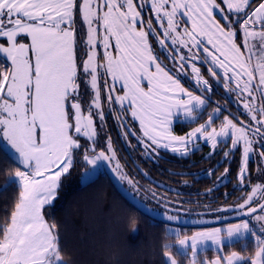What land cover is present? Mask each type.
Segmentation results:
<instances>
[{"label": "snow or ice", "instance_id": "snow-or-ice-1", "mask_svg": "<svg viewBox=\"0 0 264 264\" xmlns=\"http://www.w3.org/2000/svg\"><path fill=\"white\" fill-rule=\"evenodd\" d=\"M146 6L163 29L158 43L170 48L167 58L176 72L190 67L196 87L211 91L196 66L203 59L209 75L237 95L244 119L224 115L213 127L215 113L221 111L217 108L185 135L173 134V118L195 119L206 97L185 88L153 53L149 37L161 34L151 18L145 23ZM85 28L86 39L79 43L87 52L78 56L77 36ZM105 100L139 121L143 137L150 141H139L146 149L155 145L187 154L193 140L203 139L215 149L222 138H230L232 149L224 155L243 148L237 175L243 185L254 144H260L264 159V0L255 7L252 0H150L147 5L134 0H0V152L17 165L10 179L19 188L10 220L0 232V264H67L58 225L46 221L42 210L55 198L61 177L77 157L94 168L102 161L112 166L116 154L111 138L106 150H96L94 117L105 119ZM112 170L127 179L118 162ZM128 183L133 185L130 179ZM241 199L237 209L255 220L259 230L242 219L225 228L177 235L181 248L190 242V264H197L196 253L202 250L198 245L210 241L223 251L225 241L231 244L248 236L254 241L250 255L231 251L201 264H264V184L252 185ZM163 255L166 264H178L168 245Z\"/></svg>", "mask_w": 264, "mask_h": 264}, {"label": "trees", "instance_id": "trees-1", "mask_svg": "<svg viewBox=\"0 0 264 264\" xmlns=\"http://www.w3.org/2000/svg\"><path fill=\"white\" fill-rule=\"evenodd\" d=\"M83 98L90 103L87 96ZM209 101L203 112L208 107H214L216 100L212 98ZM104 104L105 119L101 121L98 116L94 117L98 132L96 150H106L111 138L116 154L111 167L117 162L120 164L121 174L127 179L121 180L120 174L114 173L140 204L156 213L174 217L177 213L197 211L219 212L221 215L235 213L234 205L249 188L242 186L237 179L239 149L232 150L225 157L224 153L230 150L228 143H220L215 149L204 143L179 156L154 146L155 150L148 155L139 142L141 137L137 123L121 112L120 105L108 106L106 100ZM119 112L123 114L126 126L116 118ZM233 116L245 118L244 113ZM201 119L203 113L194 122L177 123L173 130L176 133L185 132ZM77 161L72 172L66 175L68 182L76 178L74 186L69 189L66 186L59 193L57 205L45 213L50 223L58 225L65 261L69 264H166L163 250L168 245L178 264L190 263L191 256L176 247L177 235L191 234L200 227H179L177 234L168 233L167 223L143 214L117 191L101 163L94 176L81 183L80 171L87 164L84 165L80 157ZM260 161L259 154L250 161V176L245 181H255L252 175L256 165L259 166L256 162ZM16 166L0 152V232L10 220L19 195L18 185L10 179L11 170ZM225 168L229 169L227 175L224 174ZM129 179L135 187L128 183ZM231 251L248 256L254 251V241L247 237L225 244L223 251L207 249L198 252L196 260L201 264L206 259L224 256Z\"/></svg>", "mask_w": 264, "mask_h": 264}, {"label": "rangeland", "instance_id": "rangeland-1", "mask_svg": "<svg viewBox=\"0 0 264 264\" xmlns=\"http://www.w3.org/2000/svg\"><path fill=\"white\" fill-rule=\"evenodd\" d=\"M134 2L137 3V4H140L138 0H136V1L134 0ZM143 2L146 3V5L147 4H150V0H143ZM148 10H149L148 9V6H146L144 8V11H148ZM143 17H144L145 23L147 22V20L149 18H151L154 21V26L158 29V31L161 34L160 37H154V36H150L149 37V44H150V46H151V48L153 50V53L158 57L159 61L163 64V66H165L170 71L171 74H173L178 79H180L182 85L185 88L193 91V93L196 94V95H203L204 97H206V104L200 110H198V112L196 114V118H197L199 116L200 112L202 111V113H203V119H201L199 122H197L194 125H192V127L189 128V130H187L185 132H182V133H178V132L176 133V132H174L173 129H174V126L177 125V123L178 124H181V123H179L181 121L192 122L196 118L195 119H192V120L185 119L183 117H181V118H175L174 117L173 118L172 123H171V129H172L173 134L174 135H185L187 132H190L192 128L198 127L200 124L204 123L208 119L209 114H213L214 113V110L217 109L218 107H215V106L214 107H211V108L208 107V109L205 112H203V109L209 104L208 97H209V93H211V91L204 92V91H202V89L196 87L195 78L191 75V68L190 67L187 68L185 72H176V70H175V68L173 66L172 59L167 58L168 57V53L170 51V48H168V47H162L158 43V39L159 38H162L163 29L162 28H159V25L155 23V17L154 16H147L146 15V16H143ZM164 26L165 27L167 26L166 25V22H165V25ZM183 27H185V25L183 23H181V28H183ZM187 27L190 28L191 25L188 24ZM237 27H238V25H237ZM81 38L86 39V28L83 29L82 33L78 34V36H77V41H78L77 55L78 56H84L85 53L87 52L86 45H83V44H80L79 43V41L81 40ZM241 39H242V34H241ZM114 43L115 42L113 41V45H114ZM254 43H256L258 45L259 41H254ZM168 45H171V40H168ZM208 47L211 48V45H208ZM103 51H104V49L102 47H100L99 48V53L101 55L103 54ZM183 51H184V53H187V49H184ZM246 55H247V53H246ZM201 61L203 62V59H201ZM196 66L197 67H200L201 73H202L203 77L209 81L210 88L212 89V86H213L212 81L210 80L209 76L205 74L206 72H203L202 71V67L203 66H201L199 63H197ZM153 70H154V68H153ZM188 79H189V82L192 83V85H194L195 89H192L191 88V85H188V84H185L184 83L185 80H188ZM101 81L103 82V78L101 79ZM117 87H119V85H117ZM145 87H146V81H145ZM84 91H85V89H84V87L82 85L81 92L84 93ZM233 96H234V94H233ZM236 97H237V95H236ZM240 105H241V107L243 109L242 104H240ZM257 105L259 106V101L257 102ZM124 107L127 108V105H125ZM219 109H220V107H219ZM243 111H244V109H243ZM127 115L133 120V118L131 117L130 114H127ZM224 115H229V114H221V112L215 113V117H214L215 118V123L213 124V127H218L219 126L220 121L223 119V116ZM245 115H246V113L244 111V116ZM135 122L137 123V125L139 127V130H140L139 121H135ZM140 137H141L140 140H145L146 143L150 144V141H147L146 138L143 137L141 130H140ZM204 143L205 144H208L213 149L212 145L209 144V143H207L203 139L193 140L191 143H189L188 149L190 150L193 147L198 146L200 144H204ZM220 143H228V148L232 149V144H231V139L230 138L229 139H226V140L222 138ZM220 143H218V145ZM141 146L146 150V153L148 155L151 154L150 151L155 150V148H154L155 145H151V147H149L147 149L143 146V144H141ZM163 149H165V148H163ZM166 150H169V151L173 152L171 150V148L166 149ZM239 150H240V161H239V167H240L241 159H242L243 148L240 147ZM259 151H260V144L259 143L254 144V152L252 154H250L249 163H250V161H253L254 159L257 158V155L259 154ZM173 153L176 154V155H180V156L185 155L182 152H173ZM83 163L85 165V162H83ZM249 163H248V173L246 174V178H248V179H249V176H250ZM256 163L259 164V166L256 165V168H255L254 173L252 175V177L255 179V181H253V182L245 181L244 184L242 185V186H248L249 187L248 190H247L248 192L251 190V186L252 185H254L256 183L264 184V174H262V173H264V159H261L260 163L259 162H256ZM91 166L92 165H86V167H84V168L81 169V171H80V173H81L80 174V182L81 183H84L87 180H89L90 178H92L94 176L96 170H98L100 168V167L94 168V166H92V167ZM71 172H72V168L70 169V171L67 174H65V175H63L61 177L60 184H59V187L57 188V192H56L55 198L53 199V201L50 204H47V205L44 206V208H43L42 211H43V215H44L46 221H48V219H47L45 213H46V211H51V209L57 205L59 193L60 192H63L65 190L66 186H67L68 189L71 188L72 186H74V184L76 182V178L73 177L68 182L69 177H66V175H68ZM86 173L88 174V178L87 179H83V177L85 176ZM237 175H238V172H237ZM11 179H14V177L11 176ZM248 192L247 193L245 192V195L243 197H246L247 194H248ZM255 199H256L257 202H259V195ZM242 202H243L242 199H240V201L236 202V204L234 205V209L236 210L235 213L242 212L241 210H238L237 209V205L239 203H242ZM252 206L254 207L255 205H252ZM174 215L177 216L176 218H180V219H198V218L204 219V218H212V217L223 216L219 212H211V211H209V212L197 211V212H194V213H190V212H188V213H177V214H174ZM245 219H248L250 221H254L251 217H247ZM237 221H240V220H237ZM233 222H236V221H233ZM228 223H232V222H228ZM226 224L227 223H222V224H219V225H226ZM167 230H168V233L177 234L179 232V227L178 226H175V225H168L167 226ZM67 264H69V263L67 262Z\"/></svg>", "mask_w": 264, "mask_h": 264}, {"label": "water", "instance_id": "water-1", "mask_svg": "<svg viewBox=\"0 0 264 264\" xmlns=\"http://www.w3.org/2000/svg\"><path fill=\"white\" fill-rule=\"evenodd\" d=\"M215 80H217V79H215ZM218 83L224 89V91H227L222 82L218 81ZM121 117H122V115H121ZM99 151H101V150H99ZM101 165H102L105 173L109 176L111 182L113 183V185L115 186L117 191L129 203H131L136 209H138L140 212H142L143 214L149 216L150 218H152L154 220L162 221V222L167 223L169 225H175L178 227H186L187 228V227H210V226H215V225H219L222 223H228V222H233V221L242 220V219L247 218V216H244L242 212H239V215H238V213H232V214H227V215H223V216H219V217L204 218V219H180V218H176L174 220H168L167 215H162V214L156 213L154 211H151L150 209H148V208L144 207L142 204H140L136 199H134V197H132L126 191V189L122 186V184L120 183V181L116 177L114 171L112 170V167L109 166L108 161H102Z\"/></svg>", "mask_w": 264, "mask_h": 264}, {"label": "flooded vegetation", "instance_id": "flooded-vegetation-1", "mask_svg": "<svg viewBox=\"0 0 264 264\" xmlns=\"http://www.w3.org/2000/svg\"><path fill=\"white\" fill-rule=\"evenodd\" d=\"M138 1H139V3L143 2V0H138ZM258 2H259V0H252L253 7H255ZM148 9H149L148 11H143V13H142L143 16H146V15L150 16V8L148 7ZM197 63H199L201 66H203L202 71H203V69H205V71H203V72H206L205 74L208 75L210 80L212 81L213 86L211 89V93H209V96H210L209 99L213 98L214 100H216L214 106L218 107V108L220 107L221 114H231V115L234 114L235 115L236 113H244V111H243V109L239 103V100L236 97V94L233 92L224 91V89L219 85L218 81L209 75V73L207 72L208 64H205L201 60ZM220 82H222V81H220ZM184 83L191 85V88L195 89L194 85H192V83L189 82V79L185 80ZM233 94H234V96H233ZM218 99H221L220 100L221 102H219ZM121 115H122V117H121ZM121 115H120V119H121L123 125L126 126L127 122H126L122 113H121ZM201 116H202V111L200 112L199 116L194 121H196ZM194 121H192V122H194ZM185 122L186 121H181L180 123H185Z\"/></svg>", "mask_w": 264, "mask_h": 264}, {"label": "crops", "instance_id": "crops-1", "mask_svg": "<svg viewBox=\"0 0 264 264\" xmlns=\"http://www.w3.org/2000/svg\"><path fill=\"white\" fill-rule=\"evenodd\" d=\"M247 220H248V219H247ZM239 222H240V221H236V222H232V223H239ZM249 222H250V225H251L252 227L258 229V225L256 224L255 220H254V221H250V220H249ZM232 223H227L226 225H217V226L205 227V228L197 229V230H194L191 234H188L187 236H191L194 232L207 231V230H210V229H213V228H217V227L225 228V227H227L229 224H232ZM258 230H259V229H258ZM258 230H257V231H258ZM248 237H250V236H248ZM180 238H183V236L180 237ZM234 241H235V240H234ZM227 243H228V242L225 241V244H227ZM176 247H177V249H178L180 252L189 254V255L191 256V260L193 259V255H192V250H191L190 242H189V246L186 247V248H181V247L177 244V242H176ZM198 248L202 249V250H199L198 252H201V251H204V250H207V249H217L215 246H213V245L211 244L210 241L207 242L205 245H198ZM198 252H197V253H198ZM197 253H196V256H197ZM196 256H195V259H196ZM215 257H216V256H214L212 259H214ZM210 260H211V259H210ZM189 264H190V263H189ZM197 264H199V263L197 262Z\"/></svg>", "mask_w": 264, "mask_h": 264}]
</instances>
